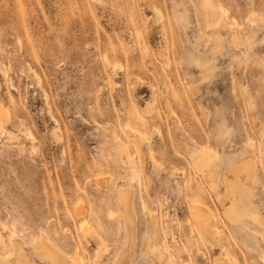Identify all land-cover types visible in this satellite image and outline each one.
<instances>
[{"label":"rangeland","instance_id":"374dc122","mask_svg":"<svg viewBox=\"0 0 264 264\" xmlns=\"http://www.w3.org/2000/svg\"><path fill=\"white\" fill-rule=\"evenodd\" d=\"M210 11L250 30L264 0H0V264H264V29ZM246 157L263 225L224 197Z\"/></svg>","mask_w":264,"mask_h":264},{"label":"bare ground","instance_id":"6f19581e","mask_svg":"<svg viewBox=\"0 0 264 264\" xmlns=\"http://www.w3.org/2000/svg\"><path fill=\"white\" fill-rule=\"evenodd\" d=\"M247 18V21H248V26L250 28L249 29H242L241 27V24L239 23V21L235 18H233L232 20V23L229 24V23H226L225 21H223L222 17L220 14H218L216 11H210V13L208 14V21H209V24L211 25V27L213 28V32L217 33L218 37L217 38H222V36L220 35V33H222V31H226V32H230V37L232 39L234 38H240V35H248L249 32L251 31H255L257 27H263L264 29V17H259V19L253 17L252 15H247L246 16ZM249 30V31H247ZM246 38V37H245ZM221 40V39H220ZM238 40V39H237ZM236 40V42H237ZM240 40V39H239ZM233 41V40H232ZM235 42V44H236ZM241 43V41L239 42ZM244 43V42H243ZM234 44V45H235ZM238 44V43H237ZM236 44V45H237ZM246 44V45H245ZM219 45H220V42H219V39L217 41V45L215 47V49L213 50V52H216L215 50H217L219 48ZM235 45V46H236ZM240 45V44H239ZM243 45V44H242ZM244 47H245V50L244 51H248L249 50V43L247 44V42L244 43ZM243 47V48H244ZM239 48V47H238ZM236 49V48H235ZM211 53V52H210ZM214 60V59H213ZM212 62V60H210ZM211 62H208L211 64ZM207 64V63H206ZM206 64H204L206 66ZM198 65V64H197ZM208 66V64H207ZM206 66V67H207ZM210 66V65H209ZM200 68V67H199ZM208 68V67H207ZM206 68V69H207ZM203 69V68H202ZM197 87V86H196ZM3 115L4 113L2 112V108L0 107V119L3 118ZM258 148V145L253 141V140H250L247 145H246V149L249 150V149H254V148ZM211 155L209 154V152H204L203 154H201V156L199 157V162L197 164H195L198 168V171H200L204 177V180L207 182L208 178H209V172L206 171V168L208 167L207 166V163H208V160L211 161ZM247 158V157H246ZM252 158V157H251ZM251 158H247L245 160L242 161V163L240 164H236V165H232V167L229 168V172L233 178L231 177H227L225 179V183H226V189H225V199H228V200H231V206L228 207V208H231V209H234L236 211L234 217L237 219L235 221H237V224L238 222L240 223L243 219L245 218V216L247 217H254L252 220H254V222L256 221L257 223H261L263 225V222H261V218L262 216L258 217L259 214H254L255 212V209H252V211H244V210H240L238 209V203L240 201H238L237 203V199H236V195L239 194V193H245L246 194V190H249V189H246L244 186H243V179L247 181H252V180H255L256 179V174H254V168H255V160L251 159ZM241 162V161H240ZM206 167V168H205ZM136 177V176H135ZM243 177V179L241 178ZM210 182V181H208ZM207 182V183H208ZM245 184V183H244ZM127 193V192H126ZM122 194V196H121ZM120 194V196H118V200H119V197H120V203L122 208L125 209V221H126V227H127V235H126V238L127 240L129 241V244L132 245L133 242H134V234H133V214L131 215L127 210H128V202H129V198L125 195H123L124 193L122 192ZM223 198V197H222ZM238 198V197H237ZM239 200V199H238ZM241 200V199H240ZM243 200H248V195L246 194L245 197L243 198ZM227 201V200H226ZM249 201V200H248ZM244 202H247V201H244ZM251 203H252V200H251ZM247 204V203H246ZM253 204V203H252ZM146 205V204H145ZM240 205V203H239ZM250 206V204H248ZM246 206V205H245ZM249 206H246V207H249ZM244 208V207H243ZM250 208V207H249ZM246 209V208H245ZM123 211V210H122ZM224 213V212H223ZM256 213V212H255ZM224 215H227V219L230 217V211H226ZM233 215H231L233 217ZM133 216V217H132ZM209 217V216H208ZM243 217V218H242ZM258 217L260 219V222H259V219L257 220ZM206 219H207V216H206ZM205 218L203 219V222H204V225L206 227V229L208 230H212V228L209 229V223H208V220H206ZM226 219V220H227ZM246 219V218H245ZM248 219V218H247ZM154 222L156 221L155 219H153ZM229 220V219H228ZM241 220V221H240ZM251 220V219H250ZM230 221V220H229ZM232 221H234L232 219ZM234 221V222H235ZM156 223V222H155ZM236 223V222H235ZM242 223V222H241ZM259 225L260 227H262V225ZM135 226V225H134ZM203 227V226H202ZM201 228V227H200ZM264 230V229H263ZM209 232H212V231H209ZM261 234V233H260ZM264 235V234H263ZM14 248H15V252L19 253V248L16 246V243L13 244ZM149 248V246H148ZM36 249L40 252L41 255H43L46 259L48 258L49 260L52 261V263L54 264H65V261L63 259V257L56 253V251H53L52 249H49L48 246L43 242V241H39L38 243H36ZM158 249V248H157ZM150 250L151 252H153L152 249H148ZM149 251V253H150ZM154 252H157V251H154ZM158 253V252H157ZM159 256L160 258L162 259L163 256H165V252H163V249L159 250ZM128 252L126 250H122L118 255L117 257L114 259L113 263L112 264H129V258H128ZM164 254V255H163ZM152 255V254H150ZM153 256V255H152ZM155 256V255H154ZM157 257V256H155ZM24 256H20L19 259H21V261H19V264H25L24 262ZM160 259V260H161ZM153 262V261H152ZM155 263H157V261H155ZM160 264V263H159Z\"/></svg>","mask_w":264,"mask_h":264}]
</instances>
